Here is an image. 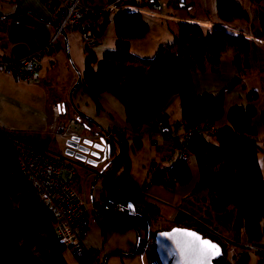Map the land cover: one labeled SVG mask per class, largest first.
<instances>
[{
	"label": "trees",
	"instance_id": "16d2710c",
	"mask_svg": "<svg viewBox=\"0 0 264 264\" xmlns=\"http://www.w3.org/2000/svg\"><path fill=\"white\" fill-rule=\"evenodd\" d=\"M42 1L47 2L50 7L53 5L52 9L56 8L54 0ZM156 1L122 3L119 13L103 14L100 17L91 12L96 8H92L88 0L81 1L89 10L81 27L92 31L100 40L106 26L111 23L116 40L114 49L105 52L98 63L93 49L84 48V71L79 84L97 108L102 96L114 97L122 107L124 122L130 128L129 131L120 129L124 134L102 143L108 147L109 157L103 161V168L96 179L101 188V202L118 196L117 190L121 185H130L127 141L132 139V147L135 149L141 147L143 127L150 124L151 118L161 112L156 111L155 107L162 88L173 90L178 95L180 113L174 128L180 132L178 136L184 138L194 127L203 123L209 128L214 127L224 115L222 93L194 95L191 82L193 73L215 71L227 50L232 51L231 65L236 73L232 86L240 84V78L248 72L257 70L256 45L244 32L236 34L219 28L205 32L201 27L190 24L179 23L178 35L174 41L161 46L153 58L140 59L131 55L130 42L143 38L148 30L137 9L155 10L157 6L153 8V5ZM249 2L257 25L252 37L264 40V0ZM215 14L221 24L248 21L246 10L235 0H216ZM109 16L112 17L111 20ZM9 18L10 16L4 17L0 21L6 22ZM53 27L55 30V23ZM3 32L0 28L1 39L4 38ZM162 110L165 111V131L171 132L167 126V112ZM255 116L256 111L251 106L231 107L226 113L227 125L223 129L216 130L214 134H197L188 139L186 146L188 158L194 159L199 177L195 192H206L203 202L216 214H222L229 205L236 204V220L242 219L247 248L264 250V179L257 160L259 153L264 155V146L259 147L256 129L251 124ZM260 123L264 126V105L260 113ZM111 129L104 131L99 137H103ZM209 135L213 142L208 140ZM41 148L34 147L31 151ZM17 156L9 137L0 136V264H68L65 253L69 248L62 245L55 235V216L34 191L26 176L19 171L16 165ZM187 160L174 161L169 167L163 161L160 164L151 162L156 165V170L148 172V180L142 192L149 184L173 189L189 182L191 174ZM167 179H175L177 184L165 183ZM130 193L127 194V204L130 203ZM130 204L134 210L130 214L127 210L126 216L103 215L97 206L93 207L92 213L105 220L127 218L132 221L131 216H139L147 223V229L144 230V238H141L132 221L137 234L136 248L129 252L109 253L100 258L99 250H87L82 255L72 254L75 264H107L110 256H143L150 251V248L146 252L142 251L146 240L153 241L151 253H154V237L163 232L154 228L159 217L158 208L152 202L137 209L133 203ZM83 211L86 219L80 226L81 239L89 232L85 204ZM172 222L174 227L195 231L203 239H209L220 247L222 256L213 264L249 263L246 249H232L230 244L211 236L207 230L210 226L202 220H195L189 215L177 212ZM101 231L103 233L104 229ZM261 255L257 264H264V255Z\"/></svg>",
	"mask_w": 264,
	"mask_h": 264
},
{
	"label": "rangeland",
	"instance_id": "374dc122",
	"mask_svg": "<svg viewBox=\"0 0 264 264\" xmlns=\"http://www.w3.org/2000/svg\"><path fill=\"white\" fill-rule=\"evenodd\" d=\"M94 1L96 6L100 5V0ZM184 1L185 3L181 4L176 0H159L158 7L155 10L149 8L137 9L148 30L143 38L130 42L131 55L140 59L153 58L161 46L174 41V38L178 35V24L180 23L197 25L205 32L204 24H211L216 28L236 34L244 32L248 38L254 41L257 55L264 58V40L252 37L257 30V25L256 16L250 7L249 0H235L246 10L248 21H236L231 24L218 22L215 14L216 0ZM181 2L183 3V0ZM111 18L109 16L110 20ZM65 37L66 40L60 38L52 53L45 57L39 71V82L37 84L24 85L11 82L9 86L4 84L6 87L2 90L0 88V125L20 156L24 157L32 147L42 146L46 149L44 151H49L56 158L69 162L73 166L79 176V190L77 191L88 207L90 226L88 237L91 235L97 241L100 240L101 229L97 223L93 222L94 216L90 211V197L93 198V203L98 207L101 203V188L96 179L103 168V162L98 160L92 162L91 165L78 164L73 159L66 157L68 139L55 135L56 121L62 118V122L73 120L77 123L78 129L74 134L82 138L78 146H82L84 140L99 144V136L110 128L125 129L126 131H129L130 128L124 122L122 107L114 97L110 95L102 96L97 108L95 103L83 91L79 80L84 71L85 46L76 31L66 30ZM115 40L114 28L110 23L102 33L101 46L92 51L96 57V63L101 61L105 52L114 49ZM232 57V51L227 50L223 53L220 65L215 71L208 70L203 73H193L191 75L192 91L195 96L222 93L221 105L224 115L215 124L214 128L216 130H221L227 125L225 117L231 107H253L256 116L253 117L251 124L256 129L259 147H263L264 126L260 123V113L262 111L261 106L264 105V74L259 73L257 70L248 72L240 78V84L232 86L231 83L236 75L231 65ZM61 104L64 105L65 109L64 115L59 116L57 109ZM162 109L167 112V126L171 131V135H180V132L174 128L179 120L180 113L179 98L175 91L165 87L161 89L155 110L160 111ZM150 133L151 126L147 123L141 132V147L139 149L132 147V139L127 141V157L130 165V203L137 204L138 202L137 207H143L146 203H154L159 212L158 221L155 223L154 228L160 231H169L174 227L172 220L177 212L189 215L195 220H202L210 226L209 229L216 231L218 239L230 244L232 249H237L236 246L246 249L249 253L248 264H257L262 255L254 253L244 246L247 239L242 230V219L236 220L237 205H229L224 213L216 214L210 211L203 202L206 198V192L202 190L195 192L199 177L196 163L192 157L187 160L191 174L189 182L173 189L149 184L144 189L142 196L139 195L148 180L149 164L151 162L160 164L162 161H166L170 155L169 147L150 145ZM92 134L95 135L92 136ZM207 138L210 142H213L210 135ZM95 217L103 223L107 230V236L110 234L109 238L111 236L121 237L127 234V237L130 235L135 237L136 240V231L129 219L105 220L99 216ZM262 224H264V219ZM136 227L139 236L144 238V231L139 226ZM118 240L119 238L113 239L110 246H115L114 244ZM262 244L264 245V240ZM134 248L135 246L132 250ZM132 250L130 249V251ZM103 253H105L104 247ZM147 256L155 258V254L151 253V248ZM65 258L68 264L74 262L70 249L65 253ZM121 258L114 256L111 262L120 264Z\"/></svg>",
	"mask_w": 264,
	"mask_h": 264
},
{
	"label": "built area",
	"instance_id": "2783aa9c",
	"mask_svg": "<svg viewBox=\"0 0 264 264\" xmlns=\"http://www.w3.org/2000/svg\"><path fill=\"white\" fill-rule=\"evenodd\" d=\"M82 0H54L56 4L55 30L52 40L44 47L34 51L26 57L19 59H3L0 60V75L9 77L18 83L24 85H33L39 79V71L42 61L51 52L53 45L64 34L66 30L76 31L80 35L82 42L87 49H95L99 47L100 40L90 30L81 27V23L86 13L89 12L82 5ZM147 2L149 0H110L101 9L91 11L96 17L103 14L114 15L122 9L119 7L126 2ZM181 2L182 0H176ZM182 3V2H181ZM157 3L153 5V8ZM53 5H51V8ZM133 12H135L133 10ZM204 28L211 32L216 28L211 24H204ZM165 111L161 110L159 115L153 116L150 120L151 133L149 135V143L151 146L169 147L170 155L163 164L169 167L174 161H185L188 159L187 150L188 139L193 138L197 134L207 133L214 134V127H207V124H201L194 127L188 135L181 138L177 135L172 136L171 132H166L163 119ZM78 125L75 121L59 122L55 135L68 139V141L80 145L82 138L77 137L74 132L77 131ZM124 134V131L111 129L103 137L100 142L108 141L112 138L117 139ZM7 135L5 130L0 126V136ZM16 165L21 173H23L28 182L32 185L37 195L44 201L47 207L55 216L54 232L59 242L68 247L72 254L82 255L87 252L84 248L80 237V226L86 219L83 211L84 203L81 197L73 189V181L76 172L63 160L47 153L44 150H34L26 155V157L18 154ZM156 165L150 163L148 172H154ZM165 183L177 184L175 179H167ZM118 196L108 198L102 201L99 206V212L106 216H126L127 210L125 205L128 203L127 194L130 192L129 185L124 184L117 190ZM143 192L139 195L142 196ZM131 220L136 226L143 231L147 229V223L139 216H131ZM208 232L217 236L216 231L207 229ZM153 246V241L146 240L142 245V251L146 252ZM250 251L263 254V249L248 248Z\"/></svg>",
	"mask_w": 264,
	"mask_h": 264
},
{
	"label": "crops",
	"instance_id": "0c3cea01",
	"mask_svg": "<svg viewBox=\"0 0 264 264\" xmlns=\"http://www.w3.org/2000/svg\"><path fill=\"white\" fill-rule=\"evenodd\" d=\"M110 0H100V5L96 6V3L94 0H88L89 5L92 8H100L103 7L106 3H108ZM159 0L156 1L157 7H158ZM183 3L185 1L183 0ZM181 3V4H183ZM18 13V14H17ZM21 13V14H19ZM56 8L52 9L47 2H43L42 0H0V19L4 17L10 16V18L6 21H0L1 29H3V36L4 38L1 39L0 37V60L3 59H19L26 57L27 55L33 53L34 51L44 47L47 45L53 38L54 35V23L56 19ZM16 14V16H15ZM65 33L60 38H66ZM1 36V35H0ZM59 38V39H60ZM53 45L51 52L48 54L50 55L54 48L57 46V42ZM66 40V39H65ZM101 46V43L100 45ZM258 62H257V71L259 73L264 74V58H260L258 55ZM264 57V56H263ZM45 60V58H44ZM42 61V64L44 62ZM41 64V66H42ZM11 82H15L12 78L4 77L0 75V88L1 90L6 87V85H11ZM39 82V81H38ZM37 82V83H38ZM18 83V82H17ZM36 83V84H37ZM6 84V85H4ZM264 101V100H263ZM263 106V105H262ZM261 106V110L263 109ZM64 105L61 104L58 106V115H64ZM59 122H62V118H59L56 121V124L58 125ZM56 125V126H57ZM1 126V125H0ZM2 127V126H1ZM86 142V140H84ZM41 148L42 146H36ZM34 147H32L33 149ZM45 149V147H43ZM31 149V150H32ZM42 149V148H41ZM31 150H28L26 152V155L30 153ZM46 150V149H45ZM47 153L51 154L49 151ZM25 155V156H26ZM53 155V154H51ZM54 156V155H53ZM260 172L262 175V178L264 179V155L259 153L257 156ZM66 162V161H65ZM72 168L73 166L67 162ZM74 169V168H73ZM75 170V169H74ZM76 172V170H75ZM77 174V172H76ZM73 189L79 193L77 190H79V176L77 174V177L73 181ZM80 195V194H79ZM101 199V194H100ZM130 199V195H129ZM91 201V213L93 211V207L96 206L93 203V198L90 197ZM131 202V200H129ZM138 204V202H137ZM137 204H134L135 209H137ZM85 211L87 214V221H88V207L85 205ZM92 216H94L93 222L97 223L100 229H104V232H100V240H94L93 237L90 235L89 232L83 237L82 243L86 250H99V258L103 257L108 253L111 252H127L132 250V248L137 246V237L135 240V237H131L130 235L127 237L126 235L121 237H110L107 236L106 232L107 230L103 226V223L101 221H98L96 219V215L92 213ZM126 219V218H124ZM130 221V220H129ZM89 222V221H88ZM132 224V221H130ZM133 226V224H132ZM129 227V225H128ZM90 231V226L88 227ZM137 235V234H136ZM127 237V238H126ZM141 237V236H140ZM216 237V236H215ZM115 238H119V240L112 245V240ZM218 238V237H217ZM108 240H109V246H108ZM247 247L246 245H244ZM103 247L105 248V253H103ZM112 247V248H110ZM237 248H240L236 246ZM149 252V250H148ZM148 252L143 256H135L133 258H121L120 264H158L156 257L153 256L148 257ZM114 257V256H112ZM112 257L108 258L107 264H114L111 262ZM117 257V256H115ZM146 259V262H145ZM72 264H75L74 262Z\"/></svg>",
	"mask_w": 264,
	"mask_h": 264
},
{
	"label": "water",
	"instance_id": "95a60500",
	"mask_svg": "<svg viewBox=\"0 0 264 264\" xmlns=\"http://www.w3.org/2000/svg\"><path fill=\"white\" fill-rule=\"evenodd\" d=\"M66 146V157L78 164L91 165L94 161L103 162L109 157V149L102 142L93 144L86 141L82 146H77L76 143L68 141ZM127 210L129 214L132 213V204H127ZM205 242L215 245L216 250L206 249ZM154 254L158 264H213L222 256L217 244L203 239L195 231L179 227L155 235Z\"/></svg>",
	"mask_w": 264,
	"mask_h": 264
},
{
	"label": "snow or ice",
	"instance_id": "6c2138e0",
	"mask_svg": "<svg viewBox=\"0 0 264 264\" xmlns=\"http://www.w3.org/2000/svg\"><path fill=\"white\" fill-rule=\"evenodd\" d=\"M205 248L208 250H216L215 245L205 242ZM218 251V250H217Z\"/></svg>",
	"mask_w": 264,
	"mask_h": 264
},
{
	"label": "flooded vegetation",
	"instance_id": "af4514ba",
	"mask_svg": "<svg viewBox=\"0 0 264 264\" xmlns=\"http://www.w3.org/2000/svg\"><path fill=\"white\" fill-rule=\"evenodd\" d=\"M103 146H104V144H103Z\"/></svg>",
	"mask_w": 264,
	"mask_h": 264
}]
</instances>
